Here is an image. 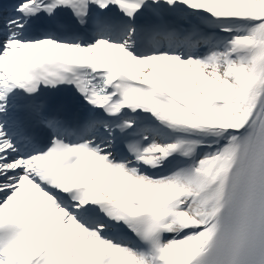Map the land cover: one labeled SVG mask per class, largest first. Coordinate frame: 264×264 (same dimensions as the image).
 Masks as SVG:
<instances>
[{
    "label": "snow or ice",
    "instance_id": "snow-or-ice-1",
    "mask_svg": "<svg viewBox=\"0 0 264 264\" xmlns=\"http://www.w3.org/2000/svg\"><path fill=\"white\" fill-rule=\"evenodd\" d=\"M0 264H264V0H0Z\"/></svg>",
    "mask_w": 264,
    "mask_h": 264
}]
</instances>
